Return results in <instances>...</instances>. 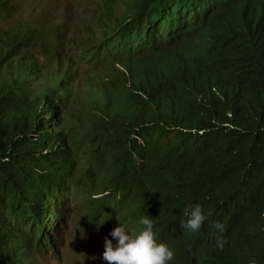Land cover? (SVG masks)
Here are the masks:
<instances>
[{
  "label": "clouds",
  "instance_id": "obj_1",
  "mask_svg": "<svg viewBox=\"0 0 264 264\" xmlns=\"http://www.w3.org/2000/svg\"><path fill=\"white\" fill-rule=\"evenodd\" d=\"M46 2L0 0V164L6 184L23 174L19 160L50 159L37 170L59 180L61 190H27L31 203L54 218L56 234L19 239L1 225L4 264L59 263L67 250L83 258L96 252L99 264H227L225 254L237 264L246 235L224 215L206 216L200 204L185 215L165 192L153 205L144 201L161 163L145 130L175 111L205 113L215 123L223 110L230 117L264 113V85L252 92L264 80V0ZM65 4L69 38L56 33L63 32L58 6ZM181 51L203 66L174 85L177 70L169 65ZM169 87L174 95L164 97ZM116 121L128 137L113 130ZM178 131L165 130L163 144ZM150 150L158 154L152 163ZM85 195L97 201L90 214ZM170 223L175 232L165 235ZM202 229L222 252L200 255L192 236Z\"/></svg>",
  "mask_w": 264,
  "mask_h": 264
},
{
  "label": "trees",
  "instance_id": "obj_2",
  "mask_svg": "<svg viewBox=\"0 0 264 264\" xmlns=\"http://www.w3.org/2000/svg\"><path fill=\"white\" fill-rule=\"evenodd\" d=\"M202 66L184 52L177 53L169 65V69L177 70L173 84L182 83L186 76ZM263 85L261 79L252 87L253 94ZM173 92L174 87H169L161 94L171 97ZM184 111L190 116L181 111L164 114L161 119L156 117L160 120L158 125L145 130L161 156V163L160 174L146 187L147 194L142 195L144 201L153 205L161 197L160 192H165L175 209L183 214L200 204L206 216L224 215L246 235V241L238 244L237 264H264V113L230 117L223 110L215 123L208 114ZM137 113L150 115L151 111L138 110ZM226 123L232 126H225ZM170 128L182 131L164 145V131ZM113 130H118L121 137L129 136L119 121L115 122ZM111 137L116 135L111 134ZM12 141L23 144L25 139L15 137ZM45 152L47 154V148ZM145 155L151 163L158 159L156 151H146ZM16 165L25 168L23 174L15 181L1 184L5 182L6 170L0 164V226H8L19 239H50L56 234L54 218L47 217L39 205L31 203L35 196L27 188L52 192L60 191L63 184L37 170L50 165L46 156L34 164L19 160ZM69 171L64 168L65 179ZM65 198H61L64 204L68 201ZM84 199L88 201L90 214L97 201L91 195H85ZM121 203H125L124 199ZM174 232L173 223H170L165 235ZM210 233L202 229L192 236L200 255H205L206 259L210 254L223 251L216 246ZM223 258L227 264H234L231 255L225 254ZM3 259L0 253V264H4Z\"/></svg>",
  "mask_w": 264,
  "mask_h": 264
},
{
  "label": "rangeland",
  "instance_id": "obj_3",
  "mask_svg": "<svg viewBox=\"0 0 264 264\" xmlns=\"http://www.w3.org/2000/svg\"><path fill=\"white\" fill-rule=\"evenodd\" d=\"M42 3L45 0H40ZM60 1H66V0H53V3L51 0H47L46 4L48 7L53 6L56 7V5L58 3H60ZM63 4V3H62ZM29 5V1L26 3V6ZM66 8H64V10H61L58 6L59 11L65 16L66 13H70L71 9H70V5H64ZM76 200L75 198H73V201ZM69 248H71V245L69 246ZM52 264H99L98 263V256L96 254V252H92L90 254H86L83 257L79 256V255H75V251H69L67 250L64 254V259L62 262H57V263H53Z\"/></svg>",
  "mask_w": 264,
  "mask_h": 264
},
{
  "label": "bare ground",
  "instance_id": "obj_4",
  "mask_svg": "<svg viewBox=\"0 0 264 264\" xmlns=\"http://www.w3.org/2000/svg\"><path fill=\"white\" fill-rule=\"evenodd\" d=\"M71 13V12H70ZM70 13H66L65 14V18H64V20L62 21V30H63V32H56L57 34L58 33H63L64 34V36H66V38H69V34H70V30H72V29H70V28H68L67 26H66V22H67V19H68V15H70ZM120 22V21H119ZM118 22V23H119ZM77 36H76V43H78L80 40H81V38L78 36V33L76 34ZM51 38H53V37H51ZM52 44H54V43H52ZM54 56H55V54H54ZM55 62L57 63V64H59L60 63V61H59V59H55ZM65 80V79H64ZM64 83H68V80L66 79L65 80V82ZM77 83H78V85H80L81 83H80V81H78L77 80ZM110 92H113V91H110ZM108 110H110L109 108H106V109H104L103 110V113H107L108 112ZM49 112H51L52 114H53V116H54V119L53 120H51V123L53 122L54 123V121H55V123L57 122V120H56V118H58V116H59V108H56L55 110H52V111H49ZM50 113H48V115H49ZM47 126V123H45V126H44V129H43V137H44V139L46 138V137H48L49 135H48V133H47V131H48V129L50 128V124L48 125V127L45 129V127ZM67 147V146H66ZM69 174V173H68ZM68 178V175H67V177H66V179ZM66 200H68L67 199V197L65 198ZM67 203H65V205H66Z\"/></svg>",
  "mask_w": 264,
  "mask_h": 264
}]
</instances>
